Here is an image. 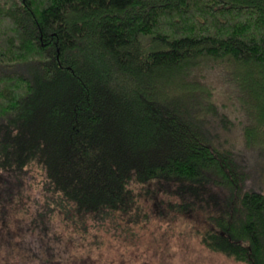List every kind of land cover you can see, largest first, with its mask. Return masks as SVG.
<instances>
[{"label":"trees","instance_id":"obj_1","mask_svg":"<svg viewBox=\"0 0 264 264\" xmlns=\"http://www.w3.org/2000/svg\"><path fill=\"white\" fill-rule=\"evenodd\" d=\"M31 163L82 218L159 194L264 264V0H0L4 209Z\"/></svg>","mask_w":264,"mask_h":264},{"label":"rangeland","instance_id":"obj_2","mask_svg":"<svg viewBox=\"0 0 264 264\" xmlns=\"http://www.w3.org/2000/svg\"><path fill=\"white\" fill-rule=\"evenodd\" d=\"M16 69L28 71L24 64ZM21 175L25 181L13 205L4 209L0 204V235L6 241L0 245V264H250L205 245L199 231L206 229L201 213L175 212L167 206L162 210L159 194L140 198L145 209L94 222L73 212L71 207L76 205L60 202L57 195L48 203L43 194L50 197L51 191L46 183L47 189L42 187L44 172L39 164L31 163ZM46 206L51 211L43 212L44 218H34ZM43 219L46 223H39ZM21 224L32 229L11 231ZM40 225H47L44 231ZM95 231L100 240L96 245Z\"/></svg>","mask_w":264,"mask_h":264}]
</instances>
